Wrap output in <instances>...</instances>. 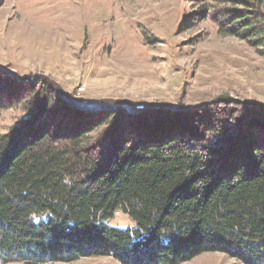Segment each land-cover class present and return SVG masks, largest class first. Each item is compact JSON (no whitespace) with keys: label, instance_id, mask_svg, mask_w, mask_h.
Here are the masks:
<instances>
[{"label":"trees","instance_id":"trees-1","mask_svg":"<svg viewBox=\"0 0 264 264\" xmlns=\"http://www.w3.org/2000/svg\"><path fill=\"white\" fill-rule=\"evenodd\" d=\"M241 3L237 29L261 35L264 0ZM44 95L28 118L0 134L1 264L87 255L179 264L207 251L264 264V137L229 143L238 128L227 121L202 137L189 129L158 137L143 124L118 127L132 105L75 100L103 112L83 130L53 131L34 124L48 111ZM101 126L94 140L89 135ZM117 213L134 225H114Z\"/></svg>","mask_w":264,"mask_h":264},{"label":"rangeland","instance_id":"rangeland-1","mask_svg":"<svg viewBox=\"0 0 264 264\" xmlns=\"http://www.w3.org/2000/svg\"><path fill=\"white\" fill-rule=\"evenodd\" d=\"M260 7L262 33L245 37L236 22L241 0H0V134L48 93V111L34 124L53 131L85 129L103 111L75 101H100L134 106L118 127L143 124L158 137L187 129L202 137L227 121L238 128L229 143L262 138L264 113L253 106H264ZM102 129L89 136L99 138ZM112 223L134 225L123 213ZM44 264L125 263L87 255ZM179 264L247 263L207 251Z\"/></svg>","mask_w":264,"mask_h":264}]
</instances>
